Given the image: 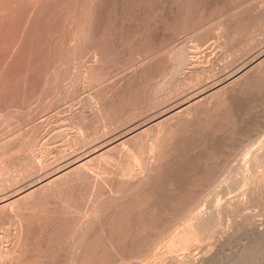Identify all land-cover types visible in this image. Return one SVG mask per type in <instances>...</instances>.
<instances>
[{"label":"rangeland","instance_id":"rangeland-1","mask_svg":"<svg viewBox=\"0 0 264 264\" xmlns=\"http://www.w3.org/2000/svg\"><path fill=\"white\" fill-rule=\"evenodd\" d=\"M24 185L0 264H264V0H0V198Z\"/></svg>","mask_w":264,"mask_h":264},{"label":"bare ground","instance_id":"bare-ground-1","mask_svg":"<svg viewBox=\"0 0 264 264\" xmlns=\"http://www.w3.org/2000/svg\"><path fill=\"white\" fill-rule=\"evenodd\" d=\"M235 73H236V72H235ZM256 73H257V72H256ZM220 82H221V81H220ZM216 83H217V82H216ZM209 85H210V84H209ZM215 85H217V84H215ZM211 87H212V86H211ZM203 88H204V87H203ZM203 88H202V89H203ZM205 88H206V87H205ZM202 89H201V90H202ZM203 91H204V89H203ZM203 91H200V90H199V91H196V92H194V93H193V92H190V93H191V95L189 94L190 96L188 95V96H186V97L183 96L184 98H182V97H181V98H178V99L175 101V102H176V103H175V106L177 107V106L180 105V106H182V107L184 106L183 108H187L189 105H192V103H195L194 101L197 100V98H199V97L201 98V97L204 96V92H203ZM205 92H206V90H205ZM212 93H213V92H212ZM176 98H177V97H176ZM206 98H207V97H206ZM211 100H212V99H211ZM199 101H200V100H199ZM199 101H197V102H199ZM198 104H199V103H198ZM198 104H196V105H198ZM150 106H151V105H150ZM173 106H174V104H172L171 109H172ZM175 106H174V107H175ZM204 106H205V105H204ZM176 107H175V108H176ZM182 107H180L181 110H182ZM192 107H193V106H192ZM166 108L169 109L170 107H169V108L166 107ZM178 108H179V107H178ZM178 108H176V109H178ZM189 108H190V107H189ZM171 109H170V110H171ZM189 110H192V109H189ZM165 111H166V109H165ZM165 111H164V112H165ZM167 111H168V110H167ZM179 111H180V110H179ZM183 111H184V109H183ZM185 111H186V110H185ZM198 111H199V110H198ZM164 112L162 111L161 113L164 114ZM161 113H159V114H156V113H155V115L158 116V115H160ZM167 113H168V112H167ZM175 113H176V112H175ZM181 113H182V112H181ZM181 113H180V114H181ZM147 114H148V113H147ZM177 114H178V113H177ZM183 114H184V113H183ZM189 114H190V113H189ZM161 115H162V114H161ZM161 115H160V116H161ZM172 115H173V114H172ZM190 115H191V114H190ZM162 116H163V115H162ZM162 116H161V117H162ZM149 117H150V116H149ZM152 117H153V116H152ZM152 117H150V118H152ZM155 117H156V116H155ZM189 117H190V116H189ZM140 118H141V117H140ZM140 118H139V119H140ZM156 118H159V116L156 117ZM137 119H138V118H137ZM139 119H138V120H139ZM145 119H146V118H145ZM148 119H149V118H148ZM153 119H155V118H153ZM134 120H135V119H134ZM134 120H133V121H134ZM144 121H145V120H144ZM146 121H147V119H146ZM140 122H141V123H135V124H132V125H130V124H131V123H130V124H129L130 126H129L127 129H125V130H126L125 133H132V135H133V133H136V132H137L139 129H141V127L143 126V124H142L143 122H142V121H140ZM148 122H149V121H148ZM193 122H194V121H193ZM144 124H145V123H144ZM183 124H184V123H183ZM125 126H127V124H126ZM151 127H152V126H151ZM154 128H155V127H154ZM156 130H157V129H156ZM141 131H142V130H141ZM144 131H145V130H144ZM147 131H148V130H147ZM139 133H140V132H139ZM151 133H152V132H151ZM136 134H137V133H136ZM129 135H130V134H129ZM146 135L148 136V134H146ZM153 135H154V134H153ZM121 136H124V135H120V137H121ZM155 136H156V135H155ZM129 137H130V136H129ZM137 137H138V136H137ZM143 137H144V136H143ZM118 138H119V137H118V135L116 134V136H115L114 138H110V139H108V141L105 139V140H106L105 142L102 141L101 144H98L96 147L93 146V147H95V150H94V148L92 147L93 149H92V148H91V149L94 150V151H92V152H97V154L100 153V152H98V151H101V150L103 151V148L108 147V145L114 143V141H116ZM144 138H145V137H144ZM148 139H150V138H148ZM152 139H153V138H152ZM154 139H155V137H154ZM157 139H158V138H157ZM97 141H98V140H97ZM123 141H124V140H123ZM123 141H122V142H123ZM155 142H157V140H156ZM118 143H119V142H118ZM123 143H124V142H123ZM126 143H127V142H126ZM149 143H150V141H149ZM151 143H152V141H151ZM115 144H116V143H115ZM152 144H153V143H152ZM158 144H159V143H158ZM119 145H120V144H119ZM122 145H123V144H122ZM155 145H156V143H155ZM88 146H89V145H88ZM112 146H114V145L112 144ZM136 146H137V145H136ZM156 147H157V146H156ZM124 148H126V147H124ZM150 148H151V147H148V149H150ZM107 149H109V148H106V150H107ZM151 149L153 150L154 148H151ZM110 150H111V149H110ZM152 150H150V151L152 152ZM104 151H105V150H104ZM142 151H143V150H142ZM148 151H149V150H148ZM150 151H149V153H151ZM154 151H155V150H153V152H154ZM104 153H105V152H103L102 154H104ZM129 153H130V152H129ZM139 153H140V152H139ZM149 153H148V154H149ZM89 154H90V153H89ZM143 154H144V153H143ZM153 154H156V151H155V153H153ZM93 155H94V154H93ZM77 156H78V155H77ZM77 156H76V157H77ZM97 156L99 157L100 155H97ZM105 156H106V155H105ZM150 156H151V154H150ZM152 156H153V155H152ZM154 156H155V155H154ZM76 157H75V158H76ZM90 157H91V159L94 158L93 156H90ZM90 157H89V158H90ZM95 157H96V156H95ZM72 158H74V157H72ZM72 158H71V159H72ZM78 158L80 159V156H78L77 159H78ZM153 158H154V157H153ZM97 159H98V158H97ZM102 159H103V158H102ZM145 159H146V158H145ZM73 160H74V159H73ZM86 160H87V158H86ZM109 160H110V159H109ZM152 160H153V159H152ZM71 161H72V160H71ZM71 161L68 160V161H66V162H71ZM74 161H75V160H74ZM74 161H72V162L74 163ZM83 161H84V160H83ZM147 161H148V160H147ZM149 161H151V160H149ZM72 162H71V163H68V164H71V165H72V164H73ZM75 162H76V161H75ZM80 162H81V161H80ZM84 162H85V161H84ZM104 162H105V161H104ZM107 162H108V161H107ZM112 162H113V161H112ZM151 162H152V161H151ZM137 163H138V162H137ZM64 164H65V162H64ZM64 164H63V165H64ZM83 164H84V163H83ZM150 164H151V163H150ZM63 165H62V166H63ZM66 165H67V164H65V166H63V167H67ZM74 165H75V164H74ZM74 165H73V167H74ZM81 165H82V164H80L79 167H81ZM148 165H149V164H148ZM62 166H61V167H62ZM71 167H72V166H71ZM73 167H72V168H73ZM79 167H78V168H79ZM59 168H60V167H59ZM69 169H70V168H69ZM83 169H84V168H83ZM115 169H116V168H115ZM60 170H61V169H60ZM60 170H59V172H60ZM65 170H66V169H65ZM57 171H58V170H57ZM50 172H51V171H50ZM55 172H56V170H55ZM62 172H63V171H62ZM67 172H68V171H67ZM118 172H119V171H118ZM137 172H138V171H137ZM68 173H69V172H68ZM120 173H122V172H120ZM52 174H53V172H52ZM66 174H67V173H66ZM44 175H45V174H44ZM46 175H47V174H46ZM50 175H51V173H50ZM121 176H122V175H121ZM43 177H44V176L38 177V178L35 180V183H41V182L43 181ZM44 178H45V177H44ZM33 181H34V180H33ZM33 181H31V182L33 183ZM47 184H49V183H47ZM34 185H35V184H34ZM38 185H39V184H38ZM41 185H42V184H41ZM21 188H22L23 190H21V189L18 188V189L21 191V193H20L21 195L19 194L20 191L18 192V191H17L18 189H17V190H16L17 193L15 192L14 195H13L12 193H10V194H9V197H7V198H0V206H1V205H6V204H8V206H9L10 202H12L11 200H14V201L11 203L12 205H14V202H16V201L19 202V201L22 199L21 197L23 196L22 191L25 193V191L30 190L31 185H27V186L24 185V187H21ZM43 188H44V187H43ZM11 194H12V196H10ZM29 194H30V193H29ZM17 195H19V197L21 196V197H20L21 199H20L19 197H16ZM29 197H30V196H29ZM15 198L20 199V200H17V199H16V201H15ZM17 202H16V203H17ZM11 204H10V207H11ZM17 204H18V203H17ZM57 204H58V203H57ZM24 205H25V204H24ZM26 205H27V204H26ZM6 206H7V205H6ZM8 206H7V207H8ZM32 206H33V205H32ZM62 207H63V206H62ZM13 208H14V207H13ZM13 208H12V210L10 209V210L12 211L11 213H13V211H15V210H13ZM14 209H15V208H14ZM25 209H26V208H25ZM52 211H53V210H52ZM15 216H17V215H15ZM22 217H23V216H22ZM204 217H205V216H204ZM204 217L202 216V218H204ZM194 218H195V217H194ZM202 218H201V217H198L199 220H202ZM211 218H212V217H211ZM9 219H10V218H9ZM196 221H197V220H196ZM203 221H204V219H203ZM205 222H206V219H205ZM88 223H89V222H88ZM196 223L199 224V222H196ZM176 224H178V223H176ZM59 225H60V224H59ZM191 226H192V225H191ZM22 227H23V226H22ZM45 227H46V226H45ZM72 227H73V226H72ZM200 227H201V226H200ZM171 231H172V230H171ZM21 232H22V231H21ZM13 233H14V232H13ZM59 233H60V232H59ZM76 233H77V232H76ZM0 239H1V238H0ZM9 250H10V249H9Z\"/></svg>","mask_w":264,"mask_h":264}]
</instances>
